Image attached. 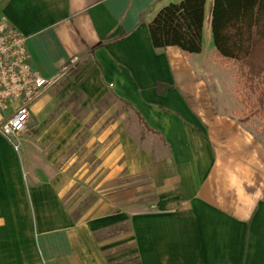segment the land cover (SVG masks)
<instances>
[{
    "label": "crops",
    "instance_id": "crops-1",
    "mask_svg": "<svg viewBox=\"0 0 264 264\" xmlns=\"http://www.w3.org/2000/svg\"><path fill=\"white\" fill-rule=\"evenodd\" d=\"M176 1L0 0L41 75L78 58L18 150L0 134V264H264V137L211 80L238 76L211 45L212 0L199 53L152 46Z\"/></svg>",
    "mask_w": 264,
    "mask_h": 264
},
{
    "label": "trees",
    "instance_id": "trees-1",
    "mask_svg": "<svg viewBox=\"0 0 264 264\" xmlns=\"http://www.w3.org/2000/svg\"><path fill=\"white\" fill-rule=\"evenodd\" d=\"M204 6L205 0H179L163 6L147 23L152 46L199 53ZM210 32L217 54L235 64L253 94L250 109L264 112V0H212Z\"/></svg>",
    "mask_w": 264,
    "mask_h": 264
},
{
    "label": "built area",
    "instance_id": "built-area-1",
    "mask_svg": "<svg viewBox=\"0 0 264 264\" xmlns=\"http://www.w3.org/2000/svg\"><path fill=\"white\" fill-rule=\"evenodd\" d=\"M77 61L73 56L52 75H41L28 62L26 37L0 20V134L15 150L19 149L30 105L72 71Z\"/></svg>",
    "mask_w": 264,
    "mask_h": 264
},
{
    "label": "rangeland",
    "instance_id": "rangeland-1",
    "mask_svg": "<svg viewBox=\"0 0 264 264\" xmlns=\"http://www.w3.org/2000/svg\"><path fill=\"white\" fill-rule=\"evenodd\" d=\"M204 51H208V44L206 43V40H204ZM227 67L228 69L229 67L231 68L230 65ZM231 73L227 70L225 75H216L214 77H211V80L222 85L223 93H219H221V95L223 94L222 99L226 103H228V105H230L228 106L227 111L233 112L236 116L240 118L251 119V128L257 133L258 136L264 137V112L255 113L250 109V103L251 101H253L254 98L253 94L251 93L248 87L244 86L243 80L239 76L232 75ZM212 94L215 95L218 93L214 92ZM30 122L31 118L29 120V123ZM38 144L41 145V141H38ZM93 159L94 158L91 157V160ZM82 192L83 196L78 201V203H74V205H72V208H74V210L76 209L79 212L88 209L92 197V194H90L88 189L85 188ZM148 198H150L149 200H151V197ZM145 206L146 205H141L138 208L140 209ZM134 209H137V207H134Z\"/></svg>",
    "mask_w": 264,
    "mask_h": 264
}]
</instances>
